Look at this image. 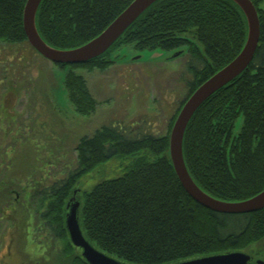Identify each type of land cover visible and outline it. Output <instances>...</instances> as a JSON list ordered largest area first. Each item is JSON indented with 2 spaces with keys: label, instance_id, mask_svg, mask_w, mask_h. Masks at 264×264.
I'll return each instance as SVG.
<instances>
[{
  "label": "trees",
  "instance_id": "trees-1",
  "mask_svg": "<svg viewBox=\"0 0 264 264\" xmlns=\"http://www.w3.org/2000/svg\"><path fill=\"white\" fill-rule=\"evenodd\" d=\"M131 1L42 0L36 28L50 46L75 48L97 36ZM250 1L260 24L254 56L241 74L199 106L182 142L184 162L194 182L224 201L244 200L264 189V0ZM25 2L0 0V41L27 43L22 26ZM246 35L245 16L231 0H157L100 56L80 64H56L69 68L64 86L82 115L94 112L97 103L74 69L105 70L114 62L110 52L123 45L132 44L137 50L185 47L186 73L191 76L184 80L187 93L165 134L103 125L79 139L77 165L66 176L51 183L21 185L23 198L41 199L40 217L47 230L62 240L65 255L72 245L64 225L66 199L81 177L114 158L128 160L123 172L83 191L80 203L83 233L103 252L130 264H171L243 251L264 238V208L228 214L203 207L181 186L168 153L169 133L179 108L240 52ZM240 116V128L234 133ZM4 182L0 178V184ZM13 198L11 186L0 190V206H8ZM74 261L87 264L81 257Z\"/></svg>",
  "mask_w": 264,
  "mask_h": 264
},
{
  "label": "rangeland",
  "instance_id": "rangeland-1",
  "mask_svg": "<svg viewBox=\"0 0 264 264\" xmlns=\"http://www.w3.org/2000/svg\"><path fill=\"white\" fill-rule=\"evenodd\" d=\"M110 58L114 62L102 71L74 69L83 76L97 103L94 112L82 115L69 101L64 86L69 68L43 58L28 42L0 41V178L5 179L0 190L11 186L15 197L8 199V206L3 202L0 206V253L11 248L13 261L8 264L67 261L60 252L62 240L49 233L40 217L41 199L23 198L22 184L51 183L66 176L77 165L79 139L93 135L103 125L165 134L187 93L184 80L191 76L186 73L185 47L137 50L128 44L113 49ZM241 121L240 116L234 133ZM127 162L114 158L97 166L78 180L70 196L78 190L76 197L81 203L83 191L120 175ZM29 221L34 226L32 239ZM37 244L47 247L46 258L37 256ZM243 252L252 256L253 262L264 261V238Z\"/></svg>",
  "mask_w": 264,
  "mask_h": 264
},
{
  "label": "water",
  "instance_id": "water-1",
  "mask_svg": "<svg viewBox=\"0 0 264 264\" xmlns=\"http://www.w3.org/2000/svg\"><path fill=\"white\" fill-rule=\"evenodd\" d=\"M41 1L26 0L23 8L22 26L28 44L39 55L54 64H80L106 52L128 26L157 0H132L97 36L70 49L52 47L40 37L35 17ZM231 1L241 9L246 19L245 43L230 62L203 81L183 102L169 133L168 153L181 186L193 200L215 212L243 214L264 208V189L240 201L215 198L194 182L186 168L182 152L184 132L195 111L214 92L230 83L247 68L258 45L260 24L254 5L250 0ZM77 191L68 198L64 211V225L70 243L80 249V255L87 264H130L98 249L85 237L80 225V202L76 197ZM171 264H264V261L253 262L252 256L243 251H226L196 256Z\"/></svg>",
  "mask_w": 264,
  "mask_h": 264
},
{
  "label": "flooded vegetation",
  "instance_id": "flooded-vegetation-1",
  "mask_svg": "<svg viewBox=\"0 0 264 264\" xmlns=\"http://www.w3.org/2000/svg\"><path fill=\"white\" fill-rule=\"evenodd\" d=\"M66 207V206H65ZM5 211V210H4ZM45 224H44V226H46V222H44ZM29 224H30V233H29V239H32V236L34 235V229H33V227L34 226H32V223L29 221ZM47 227V226H46ZM39 229L41 228V226L40 227H38ZM39 231V230H38ZM40 232V231H39ZM41 232H42V230H41ZM48 232V231H47ZM49 233H51V232H49ZM49 233H48V235H49ZM52 234V233H51ZM54 237H55V235H53ZM32 242V241H31ZM37 245H39L38 247H37V249L39 250V253H37L38 255L37 256H41V257H43V258H46L45 257V255H46V253H48V251H47V247L46 246H43V244H37ZM5 249V248H4ZM64 249L63 248H61V250H60V252L62 253V255L64 256V258L65 259H67V261H66V264H75L74 262V258L75 257H81V255H80V249L79 248H76V247H74L73 245H71V251H70V254H64ZM29 254H31V252H28ZM14 254V253H13ZM33 254V253H32ZM12 255V253H11V248H9V247H6V250L4 251V252H1L0 253V264H8V262H10V261H13V256H11ZM82 258V257H81ZM7 260V261H6Z\"/></svg>",
  "mask_w": 264,
  "mask_h": 264
}]
</instances>
